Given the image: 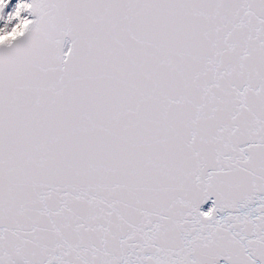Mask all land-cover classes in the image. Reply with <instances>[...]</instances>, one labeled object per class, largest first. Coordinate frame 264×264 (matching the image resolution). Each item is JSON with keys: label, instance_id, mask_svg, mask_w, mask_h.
I'll return each mask as SVG.
<instances>
[{"label": "snow or ice", "instance_id": "1", "mask_svg": "<svg viewBox=\"0 0 264 264\" xmlns=\"http://www.w3.org/2000/svg\"><path fill=\"white\" fill-rule=\"evenodd\" d=\"M0 264H264V0H0Z\"/></svg>", "mask_w": 264, "mask_h": 264}]
</instances>
